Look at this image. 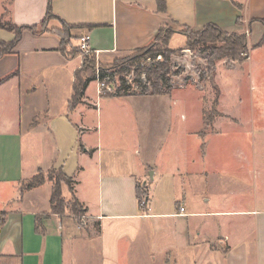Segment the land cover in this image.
Returning <instances> with one entry per match:
<instances>
[{"label": "crops", "instance_id": "crops-1", "mask_svg": "<svg viewBox=\"0 0 264 264\" xmlns=\"http://www.w3.org/2000/svg\"><path fill=\"white\" fill-rule=\"evenodd\" d=\"M159 1L165 12L157 10ZM49 4L66 24L81 26L72 28L70 44L88 35L98 59L145 46L163 25L200 30L212 23L226 32L247 31L248 37L257 31L256 41L264 34L259 21L264 0H0V21L36 24ZM13 38L0 27V41ZM59 47L56 34L25 29L13 49L0 56V264H131L141 249L159 264H264V209H240V161L236 177H228L226 163L214 162V149L199 139L213 134L200 133V116L182 111L179 143L169 146L165 115H158L160 135L150 139L145 129L152 109L127 107L145 98L98 93L100 110L103 103L117 102L125 106L118 116L129 118L102 132L101 125L87 120L98 98L86 90L96 80L70 107L81 57H68ZM58 83L66 89L65 99L59 111L49 112ZM185 103L176 98L172 106ZM111 113L104 114L107 120ZM154 143L158 159L137 156L136 147L147 151ZM166 153L171 156L165 158ZM50 167L72 179L73 195L88 216L87 235L69 220L39 217L49 206L52 185L42 198L41 185L22 187ZM143 182V188L151 184V194L140 202L136 187ZM87 239L92 243L84 245Z\"/></svg>", "mask_w": 264, "mask_h": 264}, {"label": "rangeland", "instance_id": "rangeland-1", "mask_svg": "<svg viewBox=\"0 0 264 264\" xmlns=\"http://www.w3.org/2000/svg\"><path fill=\"white\" fill-rule=\"evenodd\" d=\"M6 21L7 19L3 17L2 22ZM47 26L60 28V23L58 20L51 19ZM169 27L170 29L178 28V26ZM182 30L186 31V28ZM72 31L71 28L70 36ZM259 34V32L253 31L247 39L249 56L246 61H240V58L237 60L222 59L213 60V64L209 62L213 58V46L221 45L220 42L211 43L210 47L195 45L193 48H188L184 43L183 35L180 34H174L168 43L165 42L164 31L161 32L159 39H153L147 46H150L152 50H159L160 54L156 53L154 57H150V53H143L141 50L135 51L136 49L105 59H98L90 51L82 52L80 57L82 59L83 55L88 54L87 59L93 58L95 72L97 68H104L108 75V79L105 81L111 91L121 84L127 87L126 95L129 96L126 98L136 96L146 99V102L142 101L138 105H126L133 109L139 107L140 109L153 110L147 117L150 121L145 129L146 138L154 139L160 135L163 123L160 121L158 122L160 126H157V121L163 114L167 117L163 131L165 138L168 139L169 146H176L180 139L179 131L182 132L183 129L182 126H178L182 121L181 112L183 111L189 116L191 114L196 118L198 114L202 120L200 133L205 134V131L210 130L213 133L203 135L199 139L203 144L214 149L212 154L214 162L218 165L226 163L232 172L228 177H236V163L237 160L240 161V209L254 207L264 209V44H260L259 39L256 41L255 38H259ZM162 53L168 55L167 63H165L168 70L164 75V80L166 86L169 87V92L162 95L149 94L151 89V83L148 81L149 71L150 68L165 62ZM138 54H141L140 57H137ZM59 86L60 83L51 90L52 96L48 101L49 112L59 111L62 101L65 99L66 89ZM104 93L108 94L103 91L100 95ZM86 95L92 97L93 100L98 98L94 106L90 108L87 120L94 126L101 125L102 132L110 124L123 123L125 125V122L129 120V118L118 116L125 106L118 105L117 102L103 103L100 110L101 97H98L97 82L87 88ZM176 98L186 101L185 105L172 106V101ZM113 99L120 100L121 98ZM217 100L219 104L216 103ZM99 111L102 112L101 117H99ZM107 111H111L113 114L112 118H109L110 120H107L104 115ZM169 124H174L175 127L169 128ZM196 124H199L197 119ZM109 129L107 128V131ZM136 148L139 157L149 155L151 159L159 158L155 151V143L153 147L152 144L146 147L147 151L145 147L144 149L143 147ZM168 156H171V153L165 154V158ZM174 156L177 158V153ZM35 175H37L38 181L41 180V183L35 187L42 186L39 187L42 189L38 193V198L44 197L47 187L53 186L57 182L60 184L62 193L61 202L54 205L53 208L49 202L48 208L42 211L39 217L44 218L53 214L62 221L69 220L75 226L74 228L82 232H80L81 235L83 234L82 236L87 235L88 216L82 206L77 205L76 209L73 208L71 195L66 184L61 181L62 170L55 167L46 170L39 169ZM28 183L29 180L24 182L22 187L24 189L33 188L27 187ZM70 186L73 187V182ZM150 186L151 184L147 188H143L142 184H139V188L144 191L142 193L139 190L140 202L143 201L144 195L148 197L151 194ZM87 243H92V241L87 239L84 241V245ZM139 252L140 254H135L137 260L131 264L161 263L158 258L155 261L152 260V255L146 249H141Z\"/></svg>", "mask_w": 264, "mask_h": 264}, {"label": "trees", "instance_id": "trees-1", "mask_svg": "<svg viewBox=\"0 0 264 264\" xmlns=\"http://www.w3.org/2000/svg\"><path fill=\"white\" fill-rule=\"evenodd\" d=\"M157 10L159 12H165L164 2L162 1L158 2ZM53 18L58 20V22L60 23V28H53L47 26L48 21ZM259 21L264 26V20H259ZM0 27L13 32L14 34V38L10 42L0 41V56L9 53L13 49L15 44L20 39L22 31L25 29L31 31L34 34H41L44 32H52L56 34L60 40L59 51L68 57H73L75 55L82 54V51L79 49L77 45L75 46L70 44V39H69L71 37L69 30L71 28H78L81 26L79 25L70 26L66 24L63 20H61L60 18H58V16H56L51 12L50 4L47 7L43 19L36 24L16 25L10 21H6V22L0 21ZM183 28H186V31H183L182 30ZM162 31H164L165 35H163V37H165L164 39L165 42L167 43L169 42V39L173 33L177 32L184 35L186 39L185 45L188 48H193L195 45L210 47L209 45L211 43L220 42L221 45L213 46V51H212L213 58L209 61L213 64H214L213 60L214 61L222 60V59L237 60L240 58V61H244L249 56V49L247 44L248 36L246 32H226L221 30L218 26L212 23L206 24L201 30L196 32H193L190 28L185 26H178L177 29H170L168 25H163L156 32L154 37L155 40L159 39V36ZM249 32H250V27H248V33ZM81 37L82 36H80L77 39H80ZM259 43L264 44V34L262 35ZM148 45L150 44L148 43L145 46L137 48L135 51L141 50L143 53H150L151 54L150 57H154L156 53L160 54L159 50L157 49L152 50L150 46L147 47ZM91 54L93 55V52ZM139 55L141 54H138L137 57H140ZM162 55L165 59L164 60L165 62H161L158 64V66H155L154 68H150L148 81L149 83H151V89L149 91V94L162 95L169 92V87L166 86L164 80V75L165 73H167L166 71L168 70V67L165 64L167 63L168 55L164 53H162ZM87 58H88V54L83 55L80 66L76 68V70L74 71L73 94L69 101L70 107L75 106L77 103L81 101L84 94V90L90 81L97 79L102 80L108 76L107 72H105L103 67L100 69L98 68L97 69L98 72H95L93 69L94 68L93 58L90 60ZM105 94L106 93L101 95H105ZM126 94H127V87L121 84L117 86L114 92L108 93V95L111 96H123ZM36 176L37 175H34L30 178L27 187L29 188L34 187L41 183L40 182L41 180L38 181L36 179ZM61 181H63L69 188V191L71 193L73 208L76 209L77 205L82 206L80 202L73 195L72 188L70 186L72 179L63 173V178L61 179ZM136 189L139 195V190H140L139 186H137ZM61 194L62 193L59 182L54 183L49 197V202L52 208L57 203L61 202Z\"/></svg>", "mask_w": 264, "mask_h": 264}, {"label": "built area", "instance_id": "built-area-1", "mask_svg": "<svg viewBox=\"0 0 264 264\" xmlns=\"http://www.w3.org/2000/svg\"><path fill=\"white\" fill-rule=\"evenodd\" d=\"M246 34H247V31H246ZM88 40H89V36L88 35H84L82 36L79 40H78V43H77V46L79 47V49L82 51V52H88L90 51L89 49V45H88ZM98 69V68H97ZM96 72H98V70H96ZM108 79V76L105 77L104 79L102 80H99L97 79L96 82H97V92L98 93H101V92H107V93H112L114 92V90L111 91V88L110 86L106 83L105 80ZM101 87V88H100ZM109 91V92H108ZM180 211H182V208H180Z\"/></svg>", "mask_w": 264, "mask_h": 264}, {"label": "water", "instance_id": "water-1", "mask_svg": "<svg viewBox=\"0 0 264 264\" xmlns=\"http://www.w3.org/2000/svg\"><path fill=\"white\" fill-rule=\"evenodd\" d=\"M149 177H152V173L151 172H149ZM142 185L144 186L145 185V182H143Z\"/></svg>", "mask_w": 264, "mask_h": 264}]
</instances>
